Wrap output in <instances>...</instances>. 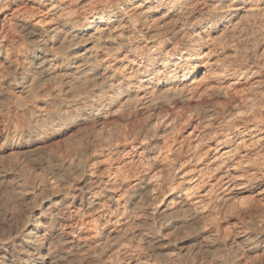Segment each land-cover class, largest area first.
I'll return each mask as SVG.
<instances>
[{
    "label": "bare ground",
    "instance_id": "1",
    "mask_svg": "<svg viewBox=\"0 0 264 264\" xmlns=\"http://www.w3.org/2000/svg\"><path fill=\"white\" fill-rule=\"evenodd\" d=\"M23 1L0 264H264V0Z\"/></svg>",
    "mask_w": 264,
    "mask_h": 264
},
{
    "label": "rangeland",
    "instance_id": "2",
    "mask_svg": "<svg viewBox=\"0 0 264 264\" xmlns=\"http://www.w3.org/2000/svg\"><path fill=\"white\" fill-rule=\"evenodd\" d=\"M33 3L30 2L29 0H24L23 4H19V7H21L22 9L25 8H29L32 7ZM25 7V8H23ZM3 20V17H0V21ZM63 231L65 232L67 238H76L77 236L82 235L83 233V228H80L77 226V224L75 223L74 219L70 218L67 219V221L65 222V227L63 228Z\"/></svg>",
    "mask_w": 264,
    "mask_h": 264
}]
</instances>
